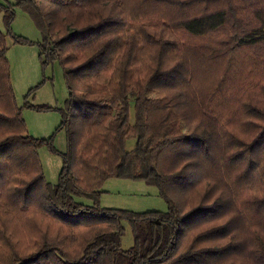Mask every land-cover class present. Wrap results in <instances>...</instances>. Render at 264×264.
I'll use <instances>...</instances> for the list:
<instances>
[{"label":"trees","instance_id":"obj_1","mask_svg":"<svg viewBox=\"0 0 264 264\" xmlns=\"http://www.w3.org/2000/svg\"><path fill=\"white\" fill-rule=\"evenodd\" d=\"M15 8L38 40L11 31ZM0 12V264H264V0H0ZM5 36L58 63L62 105L27 102L35 85L16 104ZM24 105L59 112L63 150L26 131ZM42 142L60 156L55 182ZM108 177L153 184L165 209L100 205Z\"/></svg>","mask_w":264,"mask_h":264},{"label":"rangeland","instance_id":"obj_2","mask_svg":"<svg viewBox=\"0 0 264 264\" xmlns=\"http://www.w3.org/2000/svg\"><path fill=\"white\" fill-rule=\"evenodd\" d=\"M10 29L31 40L39 39L38 30L28 15L19 8H15ZM3 30L4 24L0 12V31ZM5 38L10 84L16 104L20 105L27 88L35 85L27 95V102L47 104L51 107L62 105L66 88L58 63L52 61L41 64L37 56V46L34 43L12 42L8 36ZM21 115L29 134L43 138L51 135L50 143L53 147L57 150L64 149V131L62 129L55 130L59 122V112L56 109H37L24 105L21 107ZM37 156L44 178L49 182H55L60 166L59 154L52 150L48 143L42 142L37 148ZM100 188L103 191L99 195L98 202L102 206L128 208L136 211L164 210L166 207L156 187L141 178L108 177ZM76 199L83 202L89 201L80 196H76ZM121 223L123 232L119 238V246L126 248L132 243V234L128 223L125 220H122Z\"/></svg>","mask_w":264,"mask_h":264}]
</instances>
